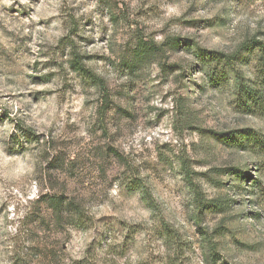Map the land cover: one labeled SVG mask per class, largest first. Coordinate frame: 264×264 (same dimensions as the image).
<instances>
[{"label": "rangeland", "instance_id": "rangeland-1", "mask_svg": "<svg viewBox=\"0 0 264 264\" xmlns=\"http://www.w3.org/2000/svg\"><path fill=\"white\" fill-rule=\"evenodd\" d=\"M250 39L264 0H0V264H264L259 159L224 138L264 119L193 53Z\"/></svg>", "mask_w": 264, "mask_h": 264}, {"label": "trees", "instance_id": "trees-1", "mask_svg": "<svg viewBox=\"0 0 264 264\" xmlns=\"http://www.w3.org/2000/svg\"><path fill=\"white\" fill-rule=\"evenodd\" d=\"M193 53L196 54L195 58L201 61L200 68L208 82L218 86L223 81L225 82L230 75L233 96L239 110L245 115L264 119V42L250 39L240 44L233 54L206 51L204 49H195ZM253 54L255 65L252 68V74L247 76L238 68V64L240 65L242 61L247 62V58H250ZM72 66L77 72L80 71L86 74L83 68L80 67L79 62L76 61ZM224 138L242 152L259 159L256 177L251 180L247 192L252 198L250 201L252 207L264 205V137L254 129H244L225 133ZM190 186L193 185L190 183ZM49 202L54 206L52 210L55 213V219L52 222L58 225L61 220V213L59 212L58 215L56 212L63 203H61L59 197H53ZM196 203L199 205L200 201L197 199ZM66 207L68 211L74 209L73 205L70 204H66ZM252 215L254 218L260 217V214L256 212ZM27 219H24V222ZM32 222L39 223L37 220Z\"/></svg>", "mask_w": 264, "mask_h": 264}]
</instances>
